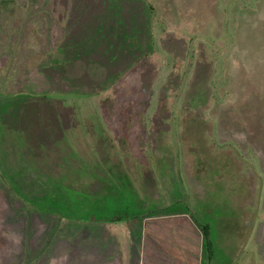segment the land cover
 <instances>
[{
    "label": "rangeland",
    "instance_id": "374dc122",
    "mask_svg": "<svg viewBox=\"0 0 264 264\" xmlns=\"http://www.w3.org/2000/svg\"><path fill=\"white\" fill-rule=\"evenodd\" d=\"M103 248L264 264V0H0V264Z\"/></svg>",
    "mask_w": 264,
    "mask_h": 264
},
{
    "label": "trees",
    "instance_id": "16d2710c",
    "mask_svg": "<svg viewBox=\"0 0 264 264\" xmlns=\"http://www.w3.org/2000/svg\"><path fill=\"white\" fill-rule=\"evenodd\" d=\"M42 115L44 116L43 117V120L45 121V126L47 128H49V131H50L51 134H54L52 128H53V126H55V125L58 124V120L55 117H53L52 114L49 115L47 111H43ZM37 119L38 118L36 116V118L34 117L32 119L31 123H27L26 122L27 125L32 124V126H34V128H35V134H34L35 137L37 136V134L39 133V130H40L39 126H35L36 125L35 121ZM190 210H191L190 213L192 215V219H194L195 222H197L200 225V227L202 228L203 234H204V238H205V241H206V246H207L208 252H211V249L210 248H212V244H211V240L209 239L210 238L209 237V234H210V224H208V223L202 224L201 222L197 221L195 215L193 214L192 209H190ZM133 218H135V217H130L129 218V217H123L122 215H120V216H118L115 219H111L110 221L111 222H115V223H117V222H125V221H129V220H131ZM211 255L212 254L210 253V257H211Z\"/></svg>",
    "mask_w": 264,
    "mask_h": 264
},
{
    "label": "crops",
    "instance_id": "0c3cea01",
    "mask_svg": "<svg viewBox=\"0 0 264 264\" xmlns=\"http://www.w3.org/2000/svg\"><path fill=\"white\" fill-rule=\"evenodd\" d=\"M101 221H104V220H101ZM103 223V222H102ZM105 223V222H104ZM102 252V254H99L100 256H102V260L100 261L99 260V262H101V264H107V262L105 261V259L106 258H108L109 257V255L110 256H115L116 255V253L115 252H112L113 251V249H109V248H103L102 250H101ZM106 253V254H105ZM100 264V263H99Z\"/></svg>",
    "mask_w": 264,
    "mask_h": 264
}]
</instances>
